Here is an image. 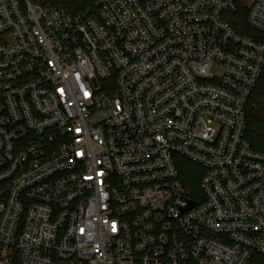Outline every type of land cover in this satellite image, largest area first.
Returning <instances> with one entry per match:
<instances>
[{
	"label": "built area",
	"instance_id": "1",
	"mask_svg": "<svg viewBox=\"0 0 264 264\" xmlns=\"http://www.w3.org/2000/svg\"><path fill=\"white\" fill-rule=\"evenodd\" d=\"M241 9L263 34L264 0H0V264H264Z\"/></svg>",
	"mask_w": 264,
	"mask_h": 264
},
{
	"label": "trees",
	"instance_id": "2",
	"mask_svg": "<svg viewBox=\"0 0 264 264\" xmlns=\"http://www.w3.org/2000/svg\"><path fill=\"white\" fill-rule=\"evenodd\" d=\"M45 8H62L71 14L93 8L97 0H29ZM230 21L238 30L264 42V33L258 34L246 27V9L234 13ZM247 139L251 146L264 152V73L254 88L247 105ZM182 179L187 188L195 195L200 188L203 169L187 160L180 166Z\"/></svg>",
	"mask_w": 264,
	"mask_h": 264
},
{
	"label": "water",
	"instance_id": "3",
	"mask_svg": "<svg viewBox=\"0 0 264 264\" xmlns=\"http://www.w3.org/2000/svg\"><path fill=\"white\" fill-rule=\"evenodd\" d=\"M192 204V203H191Z\"/></svg>",
	"mask_w": 264,
	"mask_h": 264
}]
</instances>
